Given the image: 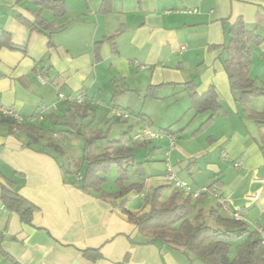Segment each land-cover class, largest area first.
I'll return each mask as SVG.
<instances>
[{
	"label": "crops",
	"instance_id": "obj_1",
	"mask_svg": "<svg viewBox=\"0 0 264 264\" xmlns=\"http://www.w3.org/2000/svg\"><path fill=\"white\" fill-rule=\"evenodd\" d=\"M62 1L65 13L56 18L27 0H0V35L9 33L12 43L26 51L0 49V105L14 110L46 138L28 146L24 132L0 123V184L13 182L17 193L35 206L27 225L0 199V264H207L158 241L146 242L123 213L149 211L147 194L171 185L165 179L168 167L192 192L206 193L207 186H215L200 208L217 206L216 194L226 200L227 210L221 209L225 217L237 213L250 231H264V129L248 115L264 113V95L251 98L246 110L240 106L224 70L222 47L237 18L264 36V25L256 24L257 14L264 15V0H107L106 11L105 0ZM37 15L53 24L50 37L18 20L21 16L32 22ZM248 72L264 91V42L254 49ZM190 82L197 95L210 87L217 94L221 109L204 127L209 112L190 109L192 90L183 86ZM58 93L83 97L78 106L87 107L86 118H78L76 104L58 100ZM119 97L127 103L116 105ZM165 100L172 111L157 130L175 136L172 149L168 139L163 140L169 147L164 153L161 140L132 142L143 127L153 124L148 122L153 110L160 111ZM107 106L128 111L140 127L136 131L129 125L118 139L126 133L125 142L133 147L134 160L142 163L145 175L139 177L130 168L127 184L140 183L143 188L117 199L82 191V155L74 157L67 144L81 137L84 148V138L102 130L96 143L99 153L110 151L112 141L102 140L109 123L120 120L112 109L107 117ZM46 121L49 126H44ZM53 144L63 152L54 151ZM107 174L101 189L113 194L118 173L110 187ZM171 190L173 186L163 200ZM88 249L97 250L101 258H86L83 251Z\"/></svg>",
	"mask_w": 264,
	"mask_h": 264
},
{
	"label": "trees",
	"instance_id": "obj_2",
	"mask_svg": "<svg viewBox=\"0 0 264 264\" xmlns=\"http://www.w3.org/2000/svg\"><path fill=\"white\" fill-rule=\"evenodd\" d=\"M25 1V0H18ZM37 6L40 11L49 10L54 17L58 18L65 13V3L62 0H27ZM107 0L104 1L102 11H106ZM20 23L28 27L31 31L45 34L50 37L54 26L45 19L36 16L32 22L19 16ZM256 24L264 25V15L258 13ZM229 39L222 46L225 52L223 61L229 86L232 92L237 94L238 103L246 110L249 100L264 95L262 88L257 87L253 79L250 78L248 69L252 62L254 49L264 42V36L256 33L253 29H248L242 18L229 26ZM113 46V37L107 38ZM94 46L95 61L99 60L98 47ZM8 48L19 50L25 53V48H21L12 43L9 33L3 32L0 35V49ZM43 72H41V75ZM184 87L192 90L189 94L190 109L196 114L209 112V117L201 125L204 127L211 123L215 113L221 107L217 102V94L213 87H210L204 94L197 95L194 92L193 83H186ZM74 105V104H73ZM78 118L84 119L88 109L85 106L74 105ZM260 129H264V113H248ZM0 123L9 125L10 130L17 128L25 133L28 139V146L45 139V134L31 124L14 122L8 118L0 117ZM166 132L169 129L165 130ZM73 135V134H70ZM125 136L110 142V151L100 152L97 146L99 138H84V148L81 163L85 166L81 189L84 192H94L100 198H121L134 190L140 192L143 185L140 183L127 184L130 176V168L139 177H144L142 163H136L133 157V147L125 146ZM48 139V138H47ZM50 141V140H49ZM262 149L264 150V137L262 138ZM54 151L63 152L61 146L52 145ZM112 167L117 169L118 177L115 180L117 192L108 194L101 189L105 183L102 177L107 174ZM172 185H162L154 188L147 194L145 200L149 205V211L141 215H135L126 209L123 213L128 221L136 226L140 236L146 242L158 241L173 249L183 253H190L207 264H264V247L258 232L250 231L247 226L239 220L225 217L221 213L219 204L210 207L207 211L200 208L207 193L214 192L213 184L207 186L206 193H201L193 198L191 195L184 196L179 190H171L169 196L163 200L165 191ZM0 199L5 207L15 212L20 221L30 225L35 206L21 197L14 189V183L7 180L5 184H0ZM233 251V256L231 253ZM83 255L92 260H98L101 255L97 250H85Z\"/></svg>",
	"mask_w": 264,
	"mask_h": 264
},
{
	"label": "built area",
	"instance_id": "obj_3",
	"mask_svg": "<svg viewBox=\"0 0 264 264\" xmlns=\"http://www.w3.org/2000/svg\"><path fill=\"white\" fill-rule=\"evenodd\" d=\"M38 81L41 84L46 83V80L43 77H39ZM57 98L60 101L73 103L76 105H82L84 103V98L81 96H77L76 98H71V97L64 96L62 93H58ZM52 107H53V109H55L56 108L55 104ZM112 114L118 120H127L131 116V114L128 111L122 110V109H116V108L112 109ZM0 117L12 119L17 123L23 122V118L18 113H16L14 110L7 108V107H4L2 105H0ZM163 134L164 133H162V132L152 131L149 127L145 126V127H143V129H141L140 132H138L137 134H135L132 137L131 141L132 142H135V141L148 142V141H152V140L161 139L163 137ZM165 134H166V138L168 139L170 149H172L176 138H175V136H173L170 133H165ZM128 145L129 144L127 142H125V146H128ZM239 166H240L239 163H236L234 165V167H236V168H238ZM165 179L167 181L171 182V185L173 186L174 189L181 191L185 196L191 195L193 198H196L201 194V192H199V191L198 192H192L186 182L178 180L174 176V174L172 173L171 167L167 168ZM204 192H206V191L204 190ZM214 197L218 199V204L221 207V209L226 211L227 210L226 200L220 199L216 194H214ZM232 218L240 221V216L237 213L232 214ZM258 234H259V237L261 240V244L264 247V231L260 230V231H258Z\"/></svg>",
	"mask_w": 264,
	"mask_h": 264
},
{
	"label": "rangeland",
	"instance_id": "obj_4",
	"mask_svg": "<svg viewBox=\"0 0 264 264\" xmlns=\"http://www.w3.org/2000/svg\"><path fill=\"white\" fill-rule=\"evenodd\" d=\"M249 29V28H248ZM257 33H259V31H257ZM128 98H130V99H133V98H135V97H128ZM127 100L128 99H125V97H119L118 98V101L116 102V105H120V103L121 102H123V103H127ZM134 100V99H133ZM136 100V99H135ZM167 100V99H166ZM164 101V104H161V110L160 111H156V109H157V107H155V109L153 110L154 112V116H153V118L151 117V119L148 121L149 123H150V121H152V123L153 124H150L149 125V128L152 130V131H155V132H160V131H158L157 129H158V126H160V124H161V122H164V123H166L168 120L166 119V118H168V113L170 112V114H171V111H172V104L170 105V107H167L166 106V102L167 101ZM105 101H107V100H105ZM149 104V103H148ZM103 106H106L105 104L103 105ZM103 106H102V108H103ZM107 107H109V112L108 113H106V115H107V117L109 116H111V114H110V109H114L113 107L114 106H107ZM167 108H169L168 110H167ZM135 110V109H134ZM137 112L135 111V114H136ZM169 114V115H170ZM153 115V114H152ZM45 123V125L44 126H49V122L48 121H46V122H44ZM110 124V131L107 133L106 132V139H103L102 141H103V143H104V141H105V143L107 142V141H113V140H117L118 138H119V136H120V134H121V132L122 131H125L126 129H127V127L129 126V125H133V127H134V129L137 131V130H139L140 129V127H138V124H136V123H133V119H132V116H130L129 117V119H127V120H120V121H113V122H111V123H109ZM97 126L98 127H100V128H104V125L102 124V122H100V121H97ZM165 127V126H164ZM104 131H102V130H99L98 132H90L89 134H88V136H87V138H89V139H92L91 138V136L92 137H100V136H102V133H103ZM163 133V132H162ZM164 139H166L167 140V138H166V134L164 133L163 134V137L161 138V139H157V140H152V141H148V142H153V141H155L154 143H159V140H161L160 142L162 143L161 144V146H162V149H163V152H161V153H164V152H166V151H168L169 150V147L168 146H166V144H164L163 143V140ZM101 141V140H100ZM167 142H168V140H167ZM67 144L70 146V148L73 150V155H74V157H81V155H82V151H83V138H81V137H77V138H75V139H73V140H70L69 142H67ZM108 144V143H107ZM125 144V143H124ZM161 153H159V152H157V155H161V158L163 157L162 156V154ZM141 155H139V152L138 151H136V159L137 160H139V159H141ZM160 157V156H159ZM165 159V158H164ZM140 161V160H139ZM65 162V161H64ZM66 163V162H65ZM171 164H172V161H171ZM161 166H163V164L162 163H160V167ZM161 168H163V167H161ZM166 171H167V169H166ZM116 175H117V171H116V168L115 167H112L111 169H110V171L108 172V174H107V182H109V184H108V187H110L111 186V184L114 182V178L116 177ZM205 204V203H204ZM207 204V203H206ZM205 204V205H206ZM213 205V204H212ZM233 256V251H232V253H231V257Z\"/></svg>",
	"mask_w": 264,
	"mask_h": 264
}]
</instances>
